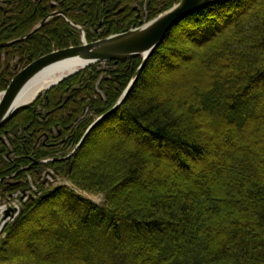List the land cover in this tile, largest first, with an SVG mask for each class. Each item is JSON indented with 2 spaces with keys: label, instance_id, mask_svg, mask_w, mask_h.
Returning a JSON list of instances; mask_svg holds the SVG:
<instances>
[{
  "label": "trees",
  "instance_id": "1",
  "mask_svg": "<svg viewBox=\"0 0 264 264\" xmlns=\"http://www.w3.org/2000/svg\"><path fill=\"white\" fill-rule=\"evenodd\" d=\"M180 1L0 2V44L63 13L0 47V92L83 34L127 31ZM142 62L93 64L0 129V188L47 167L73 186L24 205L0 264H264V0H218L176 23L87 133Z\"/></svg>",
  "mask_w": 264,
  "mask_h": 264
},
{
  "label": "water",
  "instance_id": "2",
  "mask_svg": "<svg viewBox=\"0 0 264 264\" xmlns=\"http://www.w3.org/2000/svg\"><path fill=\"white\" fill-rule=\"evenodd\" d=\"M103 2L105 0H102ZM218 0H181L170 9L159 14L154 19L142 24L141 26L131 28L127 31L115 33L108 37L88 42L85 37L82 39V44L77 46H71L61 50L51 52L45 55L26 68L16 74L8 88L0 93H3V98L0 101V129L4 127L13 117L32 106L41 96L46 94L50 89L59 85L62 81L75 75L81 70L96 64L98 62L106 61H120L129 59L136 56H142L143 62L137 70L135 76L131 80L127 89L118 100L116 106L106 114L100 116L87 130V133L102 119L108 116L111 112L117 109L124 98L127 96L134 82L140 75L147 60L154 52L158 44L164 40L168 31L179 21L193 12L200 10ZM55 15H63L62 12H54L46 19H44L39 25H37L27 35L0 44V47L11 45L12 43L24 40L28 38L33 32L38 30L50 17ZM73 60L75 61V69L73 72L63 76L57 82L47 86L35 95L31 100L25 103H17L18 97L24 87L37 75L46 70L47 68L57 65L59 63ZM86 133V134H87ZM38 160L31 164L27 169H30L32 165L40 163Z\"/></svg>",
  "mask_w": 264,
  "mask_h": 264
},
{
  "label": "built area",
  "instance_id": "3",
  "mask_svg": "<svg viewBox=\"0 0 264 264\" xmlns=\"http://www.w3.org/2000/svg\"><path fill=\"white\" fill-rule=\"evenodd\" d=\"M4 1L6 0H0V2ZM10 156H13V154ZM8 179L15 180L14 177ZM25 180L28 185L26 188H20L11 193H3L2 190H0V231L7 223L12 222L18 216L24 202L32 195L40 193V185L48 186L58 182L56 180L55 170L49 167L41 172L39 178H34L31 174H28ZM25 180L23 181L25 182Z\"/></svg>",
  "mask_w": 264,
  "mask_h": 264
},
{
  "label": "bare ground",
  "instance_id": "4",
  "mask_svg": "<svg viewBox=\"0 0 264 264\" xmlns=\"http://www.w3.org/2000/svg\"><path fill=\"white\" fill-rule=\"evenodd\" d=\"M78 67H75V61L68 60L57 65H53L34 79H32L21 91L17 103H25L31 100L35 95H37L41 90L47 86L57 82L63 76L73 72ZM3 93H0V101L3 98ZM1 216V214H0Z\"/></svg>",
  "mask_w": 264,
  "mask_h": 264
},
{
  "label": "rangeland",
  "instance_id": "5",
  "mask_svg": "<svg viewBox=\"0 0 264 264\" xmlns=\"http://www.w3.org/2000/svg\"><path fill=\"white\" fill-rule=\"evenodd\" d=\"M8 181V180H7ZM9 182H11V187L10 188H0L1 190H3L5 193H11L13 191H16L19 189V187L14 188L16 185H18V181L16 180H9ZM62 185H68V186H72L71 183L69 181H64L61 182ZM79 194H81L84 197L90 198L92 199L94 202H96L97 204H101L103 201V195H92V194H88L85 192H79ZM25 203V202H24ZM23 203V205H24ZM5 237V233L2 234V238L1 240Z\"/></svg>",
  "mask_w": 264,
  "mask_h": 264
}]
</instances>
